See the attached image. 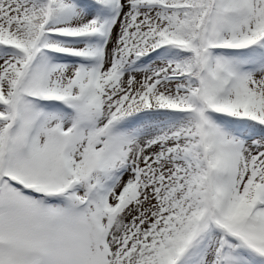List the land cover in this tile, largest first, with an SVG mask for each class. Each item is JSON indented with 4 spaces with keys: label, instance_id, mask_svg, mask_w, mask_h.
<instances>
[{
    "label": "snow or ice",
    "instance_id": "snow-or-ice-1",
    "mask_svg": "<svg viewBox=\"0 0 264 264\" xmlns=\"http://www.w3.org/2000/svg\"><path fill=\"white\" fill-rule=\"evenodd\" d=\"M0 264H264V0H0Z\"/></svg>",
    "mask_w": 264,
    "mask_h": 264
}]
</instances>
